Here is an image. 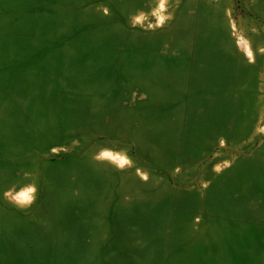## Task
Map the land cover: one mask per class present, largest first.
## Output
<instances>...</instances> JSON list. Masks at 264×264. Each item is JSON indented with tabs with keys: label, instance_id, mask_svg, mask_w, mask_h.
<instances>
[{
	"label": "rangeland",
	"instance_id": "obj_1",
	"mask_svg": "<svg viewBox=\"0 0 264 264\" xmlns=\"http://www.w3.org/2000/svg\"><path fill=\"white\" fill-rule=\"evenodd\" d=\"M155 4L0 0V264H264V0Z\"/></svg>",
	"mask_w": 264,
	"mask_h": 264
},
{
	"label": "clouds",
	"instance_id": "obj_2",
	"mask_svg": "<svg viewBox=\"0 0 264 264\" xmlns=\"http://www.w3.org/2000/svg\"><path fill=\"white\" fill-rule=\"evenodd\" d=\"M104 14H108V9H104ZM172 19V13L169 11V0H156V4L151 8L150 12L140 11L136 15L131 17V25L133 27L140 26L146 30H155L162 28L168 21ZM97 159H108L112 163H115L118 168H123L130 163V160L125 154H114L110 150H102ZM142 179L147 180V174ZM36 187L34 185H27L21 188L18 192L9 191L5 193L6 196H10L12 201L19 206L30 205L34 201V193Z\"/></svg>",
	"mask_w": 264,
	"mask_h": 264
},
{
	"label": "bare ground",
	"instance_id": "obj_3",
	"mask_svg": "<svg viewBox=\"0 0 264 264\" xmlns=\"http://www.w3.org/2000/svg\"><path fill=\"white\" fill-rule=\"evenodd\" d=\"M247 52H248V50H247Z\"/></svg>",
	"mask_w": 264,
	"mask_h": 264
}]
</instances>
